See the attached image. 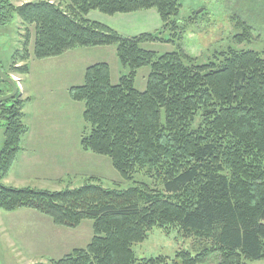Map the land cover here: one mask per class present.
I'll return each mask as SVG.
<instances>
[{
  "label": "trees",
  "instance_id": "trees-1",
  "mask_svg": "<svg viewBox=\"0 0 264 264\" xmlns=\"http://www.w3.org/2000/svg\"><path fill=\"white\" fill-rule=\"evenodd\" d=\"M6 10L35 27L33 56L44 61L77 49L117 47L127 73L119 84L102 63L86 70L84 84L72 87L70 99L84 104L89 132L84 152L110 158L131 182L137 170L156 174L163 190L147 185L128 190L88 183L64 191L7 187L1 182L17 163L29 133L23 101L0 105L5 142L0 153V211L28 209L55 225L77 229L93 221L94 238L52 264H137L133 246L156 228L177 225L187 235L210 239L211 249L196 256L182 252L180 264H205L213 255L220 264L264 259V54L230 49L214 62L200 64L180 47L160 55L144 44L161 43L150 33L124 36L90 20L91 12L108 17L156 10L167 25L180 15L182 0H69L29 2ZM234 38L252 39L247 23ZM31 34L12 56L21 74L29 73ZM150 68L147 87L136 86L138 72ZM44 264V263H37ZM142 264H167L163 257Z\"/></svg>",
  "mask_w": 264,
  "mask_h": 264
},
{
  "label": "rangeland",
  "instance_id": "rangeland-1",
  "mask_svg": "<svg viewBox=\"0 0 264 264\" xmlns=\"http://www.w3.org/2000/svg\"><path fill=\"white\" fill-rule=\"evenodd\" d=\"M9 1L20 7L29 0ZM55 3L65 7L69 0H55ZM97 15L102 14L95 12L91 16L93 20H101ZM107 19L104 20L107 26L128 30L120 31L124 36L150 33L160 37L161 43L144 44L145 50L163 55L180 47L200 64L214 62L219 53L230 49L264 54V0H182L180 15L173 21L185 23H177L176 30H173L176 23L165 26L156 10ZM239 21L247 23L252 30L251 41L243 45L234 40L241 33L237 28ZM28 32L31 34L29 73L21 74L13 69L10 72L21 80L24 121L29 133L23 140L17 163L1 184L52 192L76 189L88 183L115 190L147 185L162 191L156 174L137 170L131 182L125 181L110 158L81 148L89 126L83 119L84 104L73 102L69 91L84 84L89 67L102 63L111 67L112 83L119 84L127 71L118 59L117 47L77 49L59 58L39 61L33 56L35 27L24 25L15 14L13 22L5 30L0 29V59L6 67L14 53L23 49ZM149 74L150 68L138 72L135 86L139 91L146 89ZM4 142V122L0 118V153ZM24 146L28 150L24 151ZM93 225V221L86 220L73 230L57 226L51 218L33 210L0 211V264H52L74 250L86 249L94 238ZM211 243L210 239L187 236L179 226L173 225L152 230L146 241L133 246V251L137 264H142L143 259L159 257L165 258L167 264H180L176 261L180 253L196 256L211 249ZM220 262V255L213 254L205 264ZM244 264H264V259Z\"/></svg>",
  "mask_w": 264,
  "mask_h": 264
},
{
  "label": "flooded vegetation",
  "instance_id": "flooded-vegetation-1",
  "mask_svg": "<svg viewBox=\"0 0 264 264\" xmlns=\"http://www.w3.org/2000/svg\"><path fill=\"white\" fill-rule=\"evenodd\" d=\"M6 7H7V4H5L3 0H0V29H3V30H5L14 20V14L8 13V11L6 10ZM10 64H12V65H10ZM7 65H9V66L6 67V65L0 59V66H1V68L3 70V72L8 77L12 78L15 81V83H16V85L18 87V91L16 93V96L13 99H11V100L3 103V104H0V105L1 106L2 105L10 106L11 104H13V105L17 106L19 104V102L22 101V93H21L22 91H21V88H20L21 80L20 79H16L12 75L10 70L13 69L14 71H16L15 69L20 67V66L15 65L13 60H11V63L9 62ZM12 94H14V88L9 83L3 82L2 79L0 78V97L9 96V95H12ZM3 108L0 109V114L4 113Z\"/></svg>",
  "mask_w": 264,
  "mask_h": 264
},
{
  "label": "water",
  "instance_id": "water-1",
  "mask_svg": "<svg viewBox=\"0 0 264 264\" xmlns=\"http://www.w3.org/2000/svg\"><path fill=\"white\" fill-rule=\"evenodd\" d=\"M0 78L2 79L3 82L9 83L13 88H14V94L9 95V96H4V97H0V104H3L11 99H13L16 96V93L18 91V87L15 83V81L8 77L2 70L1 66H0Z\"/></svg>",
  "mask_w": 264,
  "mask_h": 264
},
{
  "label": "crops",
  "instance_id": "crops-1",
  "mask_svg": "<svg viewBox=\"0 0 264 264\" xmlns=\"http://www.w3.org/2000/svg\"><path fill=\"white\" fill-rule=\"evenodd\" d=\"M31 1H34V0H29L28 1V3L29 2H31ZM39 1H50V2H52V3H55V0H39ZM92 14H95V12L94 13H91L90 15H89V19L90 20H93V18L91 17L92 16ZM98 16V18H100L101 20H93V21H97V22H100V23H102V24H104V25H107V22L106 21H104L105 19L106 20H108L107 18V16L106 17H104V15L102 16V15H97ZM110 28H112V29H114V30H116L117 32H119L120 33V31H128V30H121V28H115V27H112V26H109ZM136 29L137 28H133V30L134 31H136ZM101 49V48H100ZM103 49H105V48H103ZM108 49V48H107ZM73 52H75V51H73ZM72 52H70V53H68V54H71ZM26 144H27V142H26ZM23 150L25 151V150H28V148L26 147V146H24V148H23Z\"/></svg>",
  "mask_w": 264,
  "mask_h": 264
}]
</instances>
